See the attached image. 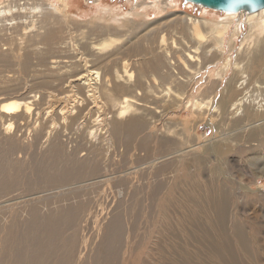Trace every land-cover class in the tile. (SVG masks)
I'll list each match as a JSON object with an SVG mask.
<instances>
[{"label": "rangeland", "instance_id": "374dc122", "mask_svg": "<svg viewBox=\"0 0 264 264\" xmlns=\"http://www.w3.org/2000/svg\"><path fill=\"white\" fill-rule=\"evenodd\" d=\"M50 1L57 4L56 0ZM68 1L74 6H70L62 17L59 16L64 18L59 20L61 23L56 21V45L38 44L29 47L20 33L13 36L11 41L5 36V31L1 34V44L6 43L5 47H1L5 49L12 42L14 49L13 52L8 47V50H0L4 54L2 58L27 56L44 58V61L37 63L33 59V68L24 74L14 73L15 70L12 69L10 73L14 74H10L11 76H8V70L0 66V97L4 100L28 97L33 100V96L37 95L32 105L33 111L25 121L18 122L19 132L9 135L13 137L11 141L14 148L18 149H8L5 156L1 150L6 152L8 141L0 137L1 166L3 170L8 167L9 173L4 176L13 181L9 189L0 190V264H7L10 260L12 262L18 253L24 254V251L28 254L25 253L23 258L27 264H39L28 260L32 253L31 247L37 237H41L39 229L33 231L30 224H45V220L51 217L60 220L62 224L61 227H55L58 229L56 234L53 233L55 235L50 233L51 238L46 239V246L53 245V248L49 256L46 255L48 257L44 264L58 263L68 237L72 239L69 264H91L95 256H98L96 264H264V142H261V148L250 151L243 147L247 144L242 141L236 142L237 146L233 148L235 143L232 144L226 138H232L238 133L240 126L234 125L230 120L223 123L221 115L217 117L214 110L221 93L225 94L226 82L233 73L229 71L223 77L221 85H218L220 88L214 95L213 106L199 110L193 105L196 99L207 96V90L212 91L215 73L227 58H231L233 63L236 58L244 57L241 53L242 42L248 30L245 20L240 22L241 30L234 38L231 51L227 47V41L232 28L247 13L233 14V23L224 38L221 56L216 50L207 49L208 44H205L206 49L196 55L199 63H190L186 53L191 52L190 42L193 41L187 32V25L174 14L168 16V13L182 11L211 21H220L227 13L175 0L178 1L176 7L158 15L153 10L143 17L133 14L131 20L125 21L124 14L133 13L132 8L141 3V0H100L94 1L96 4L92 0L88 3L84 0ZM103 5L112 7L111 11L102 12L100 7ZM160 17L164 19L156 21ZM113 35H120L117 46L105 51L97 48L98 44ZM162 36L165 45L160 43ZM186 43H189L188 47L185 46ZM167 50L172 51L170 62L174 63L168 71L184 81L177 86L175 82L181 80L171 78L163 81L162 71H159L160 78L152 71L154 58H162L157 63L165 65L163 55ZM259 58L263 59L258 66H251L248 71L251 83L263 73L264 48ZM123 60L130 65L128 70L134 73V83L138 84L142 92L139 99L144 104L143 108L152 106L160 113L150 110L153 118L136 113L138 116L118 120L119 123L114 128L97 127L92 131L94 134L91 132L93 135L87 137V133L91 131L90 122L95 116L109 118L107 123H111L113 115L104 104L105 96L102 95L103 98L97 100L98 107L101 108L96 113L91 101H81L85 98L86 90L73 86L72 82L78 77L76 75L81 76L87 70H92L100 72V81L108 80L109 84L115 71H121ZM186 65L189 68L184 69ZM7 77L12 80L11 83L8 82L9 85L5 79ZM153 77L157 78V83L153 81ZM146 82L155 86L149 88ZM167 85H170L169 89L173 93L184 94L191 99L192 104H186L187 98L181 100L180 97L174 98L172 94L166 95ZM122 87L123 89L110 88L112 96L119 100L124 96H134L133 91L126 90L124 85ZM39 95L50 98L40 100ZM97 96L95 94L94 97ZM79 103L81 104L78 105ZM200 111H205V114ZM60 113H65L67 119L63 121ZM212 115L213 122L210 118ZM133 119L139 120L137 122L142 125L140 130H134L137 133H131L128 127ZM46 132L50 134L48 142L44 138ZM107 136L110 140H107ZM213 146L219 149L217 157L210 151ZM180 149L190 155H182L177 159L172 153ZM74 151L81 152L75 157ZM85 153L87 154L81 156ZM51 154H54L52 158ZM2 156H5L4 159ZM79 156L87 158V167L95 164L97 172L92 175L89 171L86 172L88 169L82 168L87 173L85 175L84 172L83 178L60 182L68 168L70 170L77 166V160H83L78 159ZM185 156L186 159H182ZM234 160L237 167L233 164ZM253 162L255 166H251ZM221 163L226 169L225 175L231 180L226 186L229 187L230 209L232 208L231 217L223 222L217 220L212 207L202 197L200 184L202 180L213 178L214 181L222 169ZM254 168L258 171L255 176L250 173ZM74 170L79 175L82 174L78 166ZM57 176L60 177L59 180L56 179V183L46 181ZM243 185L251 190L241 189ZM61 210L66 213L69 210L71 228L66 226V215ZM34 211L39 215H36V221L31 219ZM121 230L125 236L128 233V237L124 241L125 236L122 235L114 257H110L109 261L100 257L98 247L102 239ZM4 237H9L8 244L5 242L8 239L4 241ZM83 240L86 244H81Z\"/></svg>", "mask_w": 264, "mask_h": 264}, {"label": "bare ground", "instance_id": "6f19581e", "mask_svg": "<svg viewBox=\"0 0 264 264\" xmlns=\"http://www.w3.org/2000/svg\"><path fill=\"white\" fill-rule=\"evenodd\" d=\"M56 1H57V4H54L50 0H0V38H2L1 37L2 32L5 31L7 33V34H5V36L8 37V41H11L13 36H18V33H20V35L23 37V39L26 40L25 44L29 47H32V46H35L38 44H44L46 46H48L49 44L50 45L51 44L56 45L54 43L58 37L57 36V29H56L57 22H60L59 21L60 19H64V18H60V17L63 16V14L69 9L70 6L71 7L74 6L72 4V2H69L68 0H56ZM85 1L88 3L89 0H85ZM92 1L94 4H96L95 2H99L100 0H92ZM177 5H178V1H175V0H141V3L135 4V6L132 8L133 13H126V14H124L123 18H125L126 19L125 21H127V20L132 19L131 16L133 14L137 15V16H142V17L147 16V14H148L147 12L153 11V10L158 15L161 12L166 11L167 9L176 7ZM100 8H101V11L105 13L106 11L110 12L112 7L109 8V6L103 5ZM207 10H210V9H207ZM211 11H213V10H211ZM215 12H217V11H215ZM226 13H227L226 17L220 21H215V20L211 21V20H207L206 18H203V17H201V18L193 17V16L187 14L186 12H182V11H175V12H169L168 13V16L170 14H174L175 17L176 16L178 17L179 21L185 22V24L187 25V32L190 35V40L193 41V43L190 42V44L192 45L191 52L186 53L187 58H189L190 63H196V62L199 63V59L196 55H200V52H202L204 49H206V47L204 46L205 44H208L207 49H210V50L213 49L212 51L216 50L220 56L223 54L222 45L224 43V38L227 35L228 31L230 30L232 23H233V19H234V15H233L234 13H230V12H226ZM240 13H242V12H240ZM244 14H246V15L242 16L237 21V23H236L237 25H235L234 28H232L233 30H232V32H230L231 34L229 36V40L227 41V47H228L229 51H231L232 45L234 44V38L238 36L239 31L241 30L240 22L242 20H245V23L248 27L247 28L248 30H247V33H246V35L243 39V42H242V52L241 53H242V57L243 56L244 57L243 58H236L233 63L231 62V60H232L231 58H227L225 63L222 66H220L219 69L217 70V72L215 73V76L213 79L214 82H213V85H211L212 91L210 92L207 90V93L205 94L207 96L203 97V99H196L193 102V105H194V108H198L199 110H203V108L210 107L213 104V101L215 98L214 95H215L216 91L220 88V87H218V85H221L223 77L229 71H231V73H233V76L227 80L226 88H225V94L223 95L221 93V96H220L221 98L219 101L216 102V105L214 106V110H215V112H217V117L221 115V117H222L221 121L223 123H226L228 120H230L229 122L232 121V123L234 125L240 126V130L238 131V133H236L232 138H228V137L226 138V140H230V142L232 144H233V142L235 143V144H233V148L237 146L236 142L242 141L244 144H247L246 146H243V147H246V149L248 151H250V150H255L256 148H258L260 146L261 142H264L263 141L264 139H262V137L264 136V70H263V73L261 75L259 74L258 79L253 81L252 83H251L252 79L248 75V71L252 68L251 66H253V68L258 66L260 61L263 59V58H259V57L261 56L262 48H264V8L257 10L255 12H244ZM163 19H164V17H160L156 21H160ZM151 25L149 27H152L156 24H153L152 26ZM33 30H35L34 33H33ZM108 35L109 34H107V36ZM115 35L110 36L106 40H103L100 44L97 45V48L99 50L105 51L106 49L108 50V49L114 47L115 45L117 46V43L120 41V39H119L120 35H118V36H115ZM115 37H118V38H115ZM19 38H21V37H18V39ZM1 40H3V39H0V41ZM210 42H212V44H210ZM121 43H123V42H121ZM160 43H162V45H165L164 44L165 43L164 36H162V40ZM172 43L176 44L173 41H172ZM193 44H195V46ZM196 44L198 46H196ZM5 45H6V43L1 44V42H0V47L1 46L5 47ZM167 45H169V44H167ZM12 46H13L12 42L10 43V45L7 46L8 49H10L9 51H11V52H13V50H14L12 48ZM185 46L188 47L189 43H186ZM7 47L5 49L2 48L0 50L5 51L7 49ZM91 47L93 48V46H91ZM181 47H182V45H181ZM170 50H172V49H170ZM170 50H167L165 52V56L163 55V61L165 62L164 66L162 64H158L159 62L157 63V61H160L162 58H154L155 65L153 66L152 71L156 72L159 75V77H158L156 74H154L158 78H160L159 71H162L161 72V75H162L161 79L163 81L164 80H170L171 78L181 80V81L175 82V84L177 83L176 84V86H177V85H179L180 82H184V81L182 79H180L179 77L174 76L173 74H171L168 71V68L172 69V64H174L173 62H170L172 59V56H171L172 51H170ZM128 51H130V50H128ZM3 55L4 54L0 53V57ZM33 59L36 60L37 63L44 61V58H27V56H25V58H2L1 57L0 58V66L4 67V69L8 70L7 71L8 76H11L14 73H23L24 74L27 71H29L30 68H33V66L31 65V60H33ZM51 63H54V62H51ZM89 64H90V62H89ZM17 66L19 67L18 70L16 69ZM128 67H130V65H128V63L125 60H123L122 61V69H120L121 71L120 72L115 71V76L112 77L113 81L110 80L109 84L107 82L108 80L104 81V79H103V81L102 80L100 81V79H101L100 78L101 76H99L100 72L98 73L97 71H92V70L91 71L87 70L81 76L76 75V77L77 76L78 77L73 80V82H72L73 86L75 85L76 87H79V88H82L83 90H86L84 92L85 98L81 100L82 102H87V101L90 102L91 101L90 103H93V109H96V113H99L98 109L101 107L100 106L98 107L99 104H98L97 100L100 99L103 95V96H105L103 99L104 104L109 108V111L113 115V117L110 119L111 123H107L109 121L108 120L109 118L108 119H106V118L101 119V116H99V115L97 117L95 116V118L90 122V124H91L90 130L91 131H89V132L87 131L88 132L87 137H90L91 132L94 131V129L97 127H99V128L101 127L102 129L103 128L105 129V127L107 128V126H110V127L114 128V126L118 125V123H119L118 120H121V119L126 118L128 116H138V115H136V113L146 114V116H150V118L154 117V115L152 116V113H150V110H153V113H156V114L160 113L159 111H155L156 110L155 107L147 106V104H146L147 107L143 108L144 104L143 103L141 104V100L139 99V97L142 96V92L139 90L138 84L134 83V80H133L134 79V75H133L134 73H132V71H129ZM187 67L189 68L188 65L184 66V69ZM161 68H162V70H161ZM12 69L15 70V71H13L14 73H10ZM5 75L7 76V74H5ZM175 75H177V73ZM39 76H41V75H39ZM5 79L7 80L6 81L7 83L8 82L11 83V81H12L10 77H7ZM153 79H154L153 81H155V83H157V81H158L157 78L153 77ZM145 84L149 88H152L153 86H155V85H153V86L150 85L149 82H146ZM162 84H165V82H162ZM8 85H9V83H8ZM122 85H124L127 88L126 90L129 89L130 91H133L134 93H132V94H134V96L133 95H132L133 97L124 96L120 100H119V98L117 99V98L113 97L111 94L113 92L110 90V88L119 87L120 89H123ZM39 86H40V84H39ZM169 86L170 85H167V88H166L167 93H165L166 95L172 94V96H174V98L180 97L181 100H184L185 98H187L184 94H179L176 92L173 93L169 89ZM180 86L182 87L183 83L180 84ZM40 87H42V86H40ZM95 94H98V96L94 97ZM35 97H37V95L33 96V100L29 97H28V99H18L17 98L15 100H13V98L10 100H4V98L0 97V137H2L3 140L8 141V142H6L7 147H8L6 152H3L1 149L0 150H1V153L5 154V156L7 154L8 149L11 151H15L16 148L18 149V147L14 148L15 146L13 145V142L11 141L13 137H10L9 135L15 134L16 131L19 132L18 122L19 121H25L28 118L27 115H30L31 110H32V105L36 101ZM45 97L50 98V96H45ZM45 97L43 95H39L40 100H42ZM86 99H87V101H86ZM186 100H187L186 104L190 106L192 104L191 99L187 98ZM103 101H101V102L103 103ZM80 104L81 103H79L78 105H80ZM85 105H87V104H85ZM200 112H202V111H200ZM204 112L205 111H203L202 113L205 114ZM60 114L63 116V121H64V119H67V118H65V115H66L65 113H60ZM69 115H70V113H69ZM210 118L212 119V122H213L214 116L212 115ZM132 121L133 122L128 123V127L130 128L131 133L135 129L140 130L141 126H142L141 124H139L137 122L139 120L133 119ZM222 122H220V123H222ZM14 125H16V127H14ZM35 129L36 128H34L33 130L35 131ZM42 129H44V128H42ZM116 129H117V127H116ZM37 130H39V129H37ZM111 130H112V128H111ZM168 131H169V129H168ZM105 132H107V131H105ZM96 133H98V132H96ZM135 133H137V131ZM141 133H142V131H141ZM40 134H38V135H40ZM165 134H167V133L165 132ZM167 136L169 137V135H167ZM44 138L46 139L47 142L50 140L49 139L50 138L49 132H46V135ZM106 138L108 140L110 137L107 136ZM38 140H39V137H38ZM224 140H225V138H224ZM225 142H227V141H225ZM54 145H56V144H54ZM114 145H116V144H114ZM56 148H57V145H56ZM259 148H261V147H259ZM54 149H55V147H54ZM58 150H59V148H58ZM218 150L219 149L216 146L215 147L213 146L212 149H210V151L213 152L216 157L219 156ZM17 152H19V151H17ZM56 152H57V150H56ZM56 152L54 153L55 155H56ZM80 152L81 151H74V153H76V154H74L75 157L78 156V154ZM186 153H188V152L184 153V151L182 149H180V150L174 151L172 153V155L177 156V159H179L182 157V155L183 156L184 155H190V153H188V154H186ZM225 153H227V151H225ZM54 154H51L50 157L52 158V155H54ZM86 154L87 153L82 154L81 156L86 155ZM179 155H181V156H179ZM5 156H2V158ZM81 156H79L77 158L78 159L82 158ZM187 158H188V156H187ZM82 159L83 160H80V161H78V160L76 162L74 161L75 163H78L77 166L81 170L82 174L79 175L77 172H75L74 168H76L77 166H73L72 169H70V170L68 168L67 172H65V170H64L65 174H63V176H61L62 181H60V182H67L69 179L75 180V179H78L81 177L83 178V174H85L87 171L92 173V175H93V173L95 174L97 172V167L95 166V164L92 167H87L86 166V165H88L87 164V161H88L87 158L86 159L82 158ZM182 159H186V156H185V158L183 157ZM1 161L2 160H0V190H7L10 188L13 181L8 180L7 179L8 177L5 178L4 175L6 173H9V172H7L8 167L6 170H3L4 168L2 169ZM233 164L235 165V167L238 166V164L235 160L233 161ZM90 165H91V162H90ZM253 165L255 166L254 162L251 164V166H253ZM221 166H222V169H221L220 173H218V175L214 181H213V178L211 180H208V181L202 180L200 184H201V190L203 192L202 197L205 198L206 203L212 207L211 210H213L214 216L217 218V220L223 222L228 217H231L232 208L230 209V198H229V194H228V191H229L228 188L229 187L227 188V186H226L227 183L231 180H228L229 176L225 175L226 169L223 168V164ZM82 168H86L88 170H86V172H85V171H82L83 170ZM263 171H264V168H263ZM256 172H258L256 170V168L251 169V171H250V173H252L253 176H255ZM152 174H153V172H152ZM85 175H87V173ZM59 177L60 176L54 177L55 179L52 177V178H49L47 180L45 179V180L48 181V183H54V182L56 183V179H58ZM68 177H70V178H68ZM88 177H89V175H88ZM97 181L100 182L99 180H97ZM241 189L248 190V191L251 190L249 187L244 186V185L241 187ZM4 202H6V201H4ZM8 202H9V200H8ZM1 203H3V202H1ZM10 208H12V207H10ZM8 210H10V209H8ZM61 211L64 213L63 214L60 212L61 214L66 215V219H65L66 226L71 228V224H70L71 219L68 220L69 210L67 211V213L64 212L63 210H61ZM36 213H37V211H34L32 218H31L32 220L34 219V221H36L38 219L37 216H39ZM55 217H56V215H55ZM70 217H71V214H70ZM45 221H46L45 224H43V223L36 224L35 222L30 224L31 225L30 227L33 231H35V230L38 231V229H39V231L41 232V237L40 238L37 237V239L35 238L36 240L33 244L34 246L31 247L32 253L30 254V258L28 259L29 262H31V263H34V262L37 263L38 262L39 264H44V262L46 261V258L49 256L50 251H52L51 249L53 248V245L50 247H49V245L46 246V239H47V237L51 238V235H55L56 234L55 231L58 230V229H55V227L56 228H58L59 226L61 227V224H62V222L60 220L58 221V219L56 220L53 217H51L50 219L48 218ZM26 223H27V220H26ZM107 227H109V226H107ZM128 227H129V225H128ZM3 230H4V228H3ZM126 230H128V229H126ZM119 232H123V231L122 230L117 231L115 234H112L111 236L106 235L102 239V241L100 242V245L98 247V250L100 252V257L107 258V261H109L110 257H114L113 255H114L115 249L119 246L122 235H123V237L125 236L124 232L123 233H119ZM50 233H52V234L49 236ZM53 233H55V234H53ZM107 233H108V231H107ZM29 234L31 235L30 232H29ZM29 234H28V236H29ZM57 234H59V233H57ZM5 237L3 238L4 241L9 238L8 237L6 239ZM127 237H128V233L125 236L124 241H126ZM52 238H54V236ZM12 239L14 240V238H12ZM17 239H19V238H17ZM9 241H10V239H8V241H5V242H7V244H8ZM16 243H18V242H16ZM7 244H6V246H7ZM81 244H86V242L83 240L81 242ZM22 245H24V244H22ZM25 245L27 246V244H25ZM63 249H64V251H63L62 255L60 256L61 259H60V257L58 258L59 261L57 264H69L71 251H72V239H71V237L67 238ZM9 251L12 253V249H10ZM27 251H29V250H27ZM24 252L26 253V251H24ZM24 254L22 252L18 253L17 256H16V254H14L16 256V259L12 260V262H14V264H23V263L27 264V262H25L23 259ZM80 254H81V252H79V255ZM2 255H4V254H2ZM26 255H28V254L26 253ZM46 255H48V256L46 257ZM80 258L81 257H79V259ZM5 259L7 260V258H5ZM26 260H27V258H26ZM96 260H98V256H95L94 261L91 264H96ZM32 261H34V262H32ZM123 261H124V259H123ZM10 262H11V260H10ZM10 262H8V263H10ZM12 262H11V264H12ZM121 264H123V262Z\"/></svg>", "mask_w": 264, "mask_h": 264}, {"label": "water", "instance_id": "95a60500", "mask_svg": "<svg viewBox=\"0 0 264 264\" xmlns=\"http://www.w3.org/2000/svg\"><path fill=\"white\" fill-rule=\"evenodd\" d=\"M187 4L219 13L255 12L264 8V0H183Z\"/></svg>", "mask_w": 264, "mask_h": 264}, {"label": "crops", "instance_id": "0c3cea01", "mask_svg": "<svg viewBox=\"0 0 264 264\" xmlns=\"http://www.w3.org/2000/svg\"><path fill=\"white\" fill-rule=\"evenodd\" d=\"M85 1V0H84ZM86 2V1H85Z\"/></svg>", "mask_w": 264, "mask_h": 264}]
</instances>
